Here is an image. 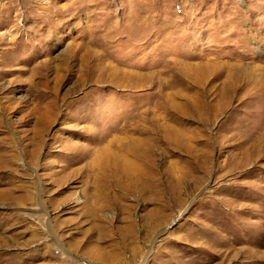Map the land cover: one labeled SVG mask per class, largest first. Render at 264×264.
<instances>
[{"label":"rangeland","instance_id":"obj_1","mask_svg":"<svg viewBox=\"0 0 264 264\" xmlns=\"http://www.w3.org/2000/svg\"><path fill=\"white\" fill-rule=\"evenodd\" d=\"M0 264H264V0H0Z\"/></svg>","mask_w":264,"mask_h":264}]
</instances>
